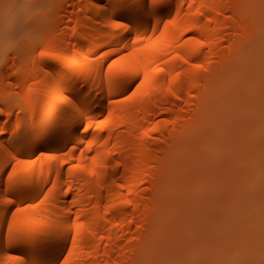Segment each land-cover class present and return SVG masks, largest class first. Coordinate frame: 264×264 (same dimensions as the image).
I'll return each mask as SVG.
<instances>
[{
	"label": "bare ground",
	"instance_id": "1",
	"mask_svg": "<svg viewBox=\"0 0 264 264\" xmlns=\"http://www.w3.org/2000/svg\"><path fill=\"white\" fill-rule=\"evenodd\" d=\"M37 46L0 63V264L204 253L215 198L170 175L207 157L227 189L241 183L258 139L240 88L264 77V0H65Z\"/></svg>",
	"mask_w": 264,
	"mask_h": 264
},
{
	"label": "rangeland",
	"instance_id": "2",
	"mask_svg": "<svg viewBox=\"0 0 264 264\" xmlns=\"http://www.w3.org/2000/svg\"><path fill=\"white\" fill-rule=\"evenodd\" d=\"M64 1L0 0V63L13 57L22 66L36 56L40 47L31 52L29 43L43 37L51 26L52 13ZM249 78V82L241 86L240 96L251 94L252 103H255L249 111L251 123L248 127L255 133L258 146L256 150L245 146L240 152L235 165L241 183L227 189L229 178L221 172L220 163L207 157L172 169L170 182L178 184L179 192L192 186L207 187L203 188L206 198L202 202L207 204V197L215 199L205 206L212 219L213 232L212 238L204 234L202 246L206 251L197 253L192 259L182 254L171 255V264H264V118L258 113L261 106L264 107V77ZM238 120L243 119L239 117ZM8 136L9 133H5L0 137ZM233 151L230 142L225 143L218 149L217 157L223 161L233 158ZM185 205L190 206L191 202L185 201ZM171 243V247L177 246Z\"/></svg>",
	"mask_w": 264,
	"mask_h": 264
},
{
	"label": "snow or ice",
	"instance_id": "3",
	"mask_svg": "<svg viewBox=\"0 0 264 264\" xmlns=\"http://www.w3.org/2000/svg\"><path fill=\"white\" fill-rule=\"evenodd\" d=\"M42 55H43V53H42Z\"/></svg>",
	"mask_w": 264,
	"mask_h": 264
}]
</instances>
